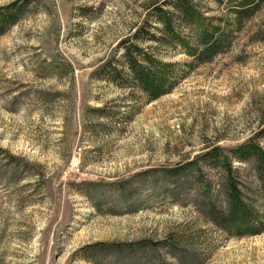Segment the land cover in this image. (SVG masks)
I'll return each mask as SVG.
<instances>
[{"label": "rangeland", "instance_id": "374dc122", "mask_svg": "<svg viewBox=\"0 0 264 264\" xmlns=\"http://www.w3.org/2000/svg\"><path fill=\"white\" fill-rule=\"evenodd\" d=\"M147 1L0 0V264H264V229L208 214L227 209L222 155L264 148V2L209 62L161 48L187 73L148 101L96 73ZM193 2L234 17L231 0ZM233 167L263 215L257 163Z\"/></svg>", "mask_w": 264, "mask_h": 264}, {"label": "trees", "instance_id": "16d2710c", "mask_svg": "<svg viewBox=\"0 0 264 264\" xmlns=\"http://www.w3.org/2000/svg\"><path fill=\"white\" fill-rule=\"evenodd\" d=\"M215 1L222 4L224 0ZM231 2L229 10L234 16L232 20L223 16L204 15L193 0H148L144 24L118 42L116 52L96 73L120 87L137 89L148 101L172 92L178 80L187 72L180 63L161 58V48H178L192 59L188 63L191 67L213 60L230 47L235 27L255 13L264 0ZM152 21L162 26L153 25ZM155 43L157 45H153ZM93 111L97 116L107 114L100 108ZM221 151L220 147H213L206 158L217 160ZM233 159L241 162L255 160L260 192L264 196V148L251 140L231 149L220 158L229 191L227 209L221 211L212 204L208 214L215 224L232 233L257 234L264 229V221L261 219L264 213L260 215L255 205L243 198L234 175ZM252 223L256 225L252 226Z\"/></svg>", "mask_w": 264, "mask_h": 264}]
</instances>
